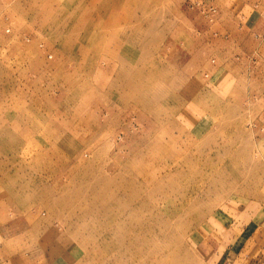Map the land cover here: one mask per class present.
<instances>
[{"label": "rangeland", "instance_id": "374dc122", "mask_svg": "<svg viewBox=\"0 0 264 264\" xmlns=\"http://www.w3.org/2000/svg\"><path fill=\"white\" fill-rule=\"evenodd\" d=\"M255 2L0 0V262L264 264Z\"/></svg>", "mask_w": 264, "mask_h": 264}, {"label": "crops", "instance_id": "0c3cea01", "mask_svg": "<svg viewBox=\"0 0 264 264\" xmlns=\"http://www.w3.org/2000/svg\"><path fill=\"white\" fill-rule=\"evenodd\" d=\"M260 5H262V7H263L261 10L258 9V7ZM251 10H252V12H251L252 15H253L254 12H256L257 18H256L255 21L256 22L259 21V22H263L264 23V3H262V2L256 3L255 2V4H253V8ZM248 18H250V17H248ZM247 20H249V19H247ZM253 35L256 36L257 34H253ZM221 244L232 247L233 246V241H227L226 243H225V241H223V243H221ZM3 245H6V242L3 243ZM0 264H7V262L2 261V262H0Z\"/></svg>", "mask_w": 264, "mask_h": 264}, {"label": "bare ground", "instance_id": "6f19581e", "mask_svg": "<svg viewBox=\"0 0 264 264\" xmlns=\"http://www.w3.org/2000/svg\"><path fill=\"white\" fill-rule=\"evenodd\" d=\"M0 121H1V119H0ZM174 159V158H173ZM178 164V163H177ZM180 172V171H179ZM182 172V171H181ZM182 174V173H181ZM128 183H130V182H128ZM125 188V187H124ZM135 214V213H134ZM132 219V218H131ZM152 221V220H151ZM138 231V230H137ZM140 234V233H139ZM136 243V242H135Z\"/></svg>", "mask_w": 264, "mask_h": 264}]
</instances>
